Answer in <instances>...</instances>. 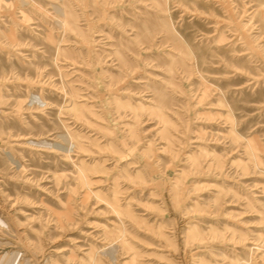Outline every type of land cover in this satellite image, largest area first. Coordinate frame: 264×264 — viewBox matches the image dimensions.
<instances>
[{"label": "rangeland", "instance_id": "374dc122", "mask_svg": "<svg viewBox=\"0 0 264 264\" xmlns=\"http://www.w3.org/2000/svg\"><path fill=\"white\" fill-rule=\"evenodd\" d=\"M0 264H264V0H0Z\"/></svg>", "mask_w": 264, "mask_h": 264}]
</instances>
